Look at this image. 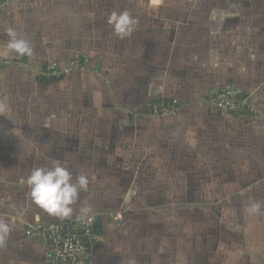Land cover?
<instances>
[{"label":"crops","instance_id":"crops-1","mask_svg":"<svg viewBox=\"0 0 264 264\" xmlns=\"http://www.w3.org/2000/svg\"><path fill=\"white\" fill-rule=\"evenodd\" d=\"M74 56L59 80L29 68ZM225 85L255 113L203 101ZM160 98L177 112L149 115ZM86 215L102 241L81 264H264V0L0 10V264H46L25 230Z\"/></svg>","mask_w":264,"mask_h":264},{"label":"built area","instance_id":"built-area-1","mask_svg":"<svg viewBox=\"0 0 264 264\" xmlns=\"http://www.w3.org/2000/svg\"><path fill=\"white\" fill-rule=\"evenodd\" d=\"M11 0H0V10L7 7ZM78 57L72 63L79 62ZM85 62V58L81 59ZM82 63V62H81ZM80 63V64H81ZM47 68L41 73L59 71ZM57 75V76H59ZM203 101L222 114L251 115L255 113V105L251 97L234 85L224 87L212 92L203 98ZM177 99H153L146 103L147 113L151 116L162 117L174 115L179 107ZM26 235H37L44 246V259L46 264H81L90 260L94 249L102 241L99 222L94 215L74 219H63L47 223H36L25 230Z\"/></svg>","mask_w":264,"mask_h":264},{"label":"rangeland","instance_id":"rangeland-1","mask_svg":"<svg viewBox=\"0 0 264 264\" xmlns=\"http://www.w3.org/2000/svg\"><path fill=\"white\" fill-rule=\"evenodd\" d=\"M21 40H24L23 39V37L21 36V37H19ZM26 51L24 50V49H20V48H17V50H16V53H15V55L17 56V58H19L20 56H22L24 53H25ZM74 57H76V56H74ZM73 57V58H74ZM72 58V59H73ZM79 59H80V61L79 62H76V63H72V59H70V61L68 62V64L66 65V66H64L63 67V69L60 67V65H58L57 63H55V62H49L48 64H49V69H52V70H55L56 71V68H59V69H61L62 70V72L63 71H69V70H72V69H81V68H83L81 65H86L87 64V62H86V60H85V62H83L82 60H81V58L80 57H78ZM85 58V57H84ZM78 59V60H79ZM29 60V59H28ZM30 62H31V59H30ZM82 62V63H81ZM33 63V62H32ZM81 63V64H80ZM21 64V66H25V65H27V64H23V63H19V65ZM30 70L32 71V72H34V73H36V75L37 74H39L40 73V68H38V65H37V63L36 64H30ZM59 71H56V72H49V73H43V74H41L42 76H45L46 78H50V77H52V76H57V75H59V73H58ZM182 176H180V178H181Z\"/></svg>","mask_w":264,"mask_h":264},{"label":"trees","instance_id":"trees-1","mask_svg":"<svg viewBox=\"0 0 264 264\" xmlns=\"http://www.w3.org/2000/svg\"><path fill=\"white\" fill-rule=\"evenodd\" d=\"M18 60H21V61H25L26 62V57L24 56V54L22 55V56H20L19 58H17ZM47 66H48V61L47 62H44L42 65H41V67H40V73L39 74H37V80H39L40 82H49V81H55V80H59V79H61V76H62V74L61 75H59V76H52V77H50V78H46L45 76H42L41 74V72L42 71H44L46 68H47ZM251 101H252V103L254 104V101H253V99L251 98ZM255 105V104H254Z\"/></svg>","mask_w":264,"mask_h":264}]
</instances>
